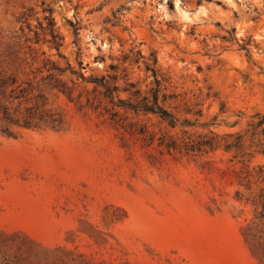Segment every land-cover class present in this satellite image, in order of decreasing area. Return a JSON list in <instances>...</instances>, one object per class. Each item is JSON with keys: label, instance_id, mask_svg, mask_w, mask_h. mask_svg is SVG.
Here are the masks:
<instances>
[{"label": "rangeland", "instance_id": "rangeland-1", "mask_svg": "<svg viewBox=\"0 0 264 264\" xmlns=\"http://www.w3.org/2000/svg\"><path fill=\"white\" fill-rule=\"evenodd\" d=\"M0 72V264H264V0H0Z\"/></svg>", "mask_w": 264, "mask_h": 264}, {"label": "trees", "instance_id": "trees-1", "mask_svg": "<svg viewBox=\"0 0 264 264\" xmlns=\"http://www.w3.org/2000/svg\"><path fill=\"white\" fill-rule=\"evenodd\" d=\"M44 12L48 13V15L44 18V20L46 21V27L44 28V30L50 36L49 41H50L51 46L54 47L55 49H58L62 44V38L56 31L55 22L52 17L51 10H44ZM79 65L81 66V63ZM52 69L58 70L57 68L53 66H52ZM94 82L96 84L102 85V87L104 88V95L109 99L111 98V95L114 92L118 91V87L116 85L108 84L107 81H105V78H102L100 80H94ZM15 85H16L15 79L11 77L4 78L1 76V72H0V97L1 98L6 97V90L9 87L11 88L10 89L11 95L9 96V98H13V99L24 98L25 90L20 89V86L13 87ZM17 90H18L19 95H17V92H16ZM139 94H140L139 91H133L131 93V96L134 97L132 101L124 102L122 100H118V103L124 105L126 108L134 111L135 113L142 112L144 114L158 115L162 120H168V124L170 126L172 127L174 126L173 118L167 115V113L163 111L158 105V90H155L152 92V101L148 97L140 96ZM11 120L12 119L8 112V109L5 106L0 104V121L9 122ZM32 120L33 119L31 116H23L22 126L26 128L32 127L33 126ZM3 131H6V130H3ZM144 133L145 131H140V134H144ZM159 145L161 146L164 145L166 149H169L171 148V146H173L172 144H167V143L165 144L163 143V141H161Z\"/></svg>", "mask_w": 264, "mask_h": 264}]
</instances>
